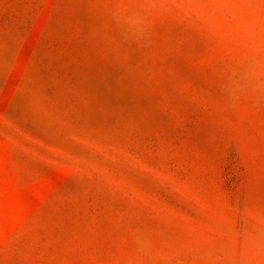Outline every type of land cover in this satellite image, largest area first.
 Returning <instances> with one entry per match:
<instances>
[{"label": "rangeland", "instance_id": "obj_1", "mask_svg": "<svg viewBox=\"0 0 264 264\" xmlns=\"http://www.w3.org/2000/svg\"><path fill=\"white\" fill-rule=\"evenodd\" d=\"M0 264H264V0H0Z\"/></svg>", "mask_w": 264, "mask_h": 264}]
</instances>
